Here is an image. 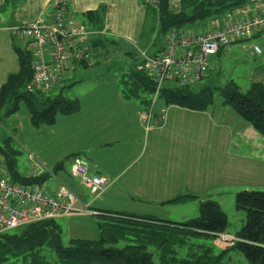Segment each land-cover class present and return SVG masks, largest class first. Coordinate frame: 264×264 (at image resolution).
<instances>
[{
    "label": "trees",
    "instance_id": "obj_1",
    "mask_svg": "<svg viewBox=\"0 0 264 264\" xmlns=\"http://www.w3.org/2000/svg\"><path fill=\"white\" fill-rule=\"evenodd\" d=\"M249 1L182 0L178 7H174L170 0H157L155 4L148 2L147 5L157 15V39L158 36L167 38L171 30L185 28L191 22L223 16L226 11L237 6L242 7ZM68 13L76 19L72 11ZM83 17L80 23L93 32L88 41L92 62L77 65L89 67L100 64L101 61L96 60L98 55L94 52L106 48L107 45L119 47L122 53L117 60L122 59L123 64L126 63L117 74L121 91L124 97L137 100L150 110L148 113L151 114L159 98L167 105L172 104L192 111H206L209 107L216 106V96L221 95L224 105L230 106L249 126L264 136L263 82H251L246 91H242L235 82H228L223 86L205 84L199 88L195 83L180 87L177 82H170L157 94L155 79L148 70L142 68L145 57L142 56L140 60L138 53L132 50L129 43H121L102 32V9L87 11ZM165 41L156 53L145 55L156 56L163 52ZM15 50L20 67L17 72L9 75L0 88V115L16 113L24 103L29 109L32 124L41 127L54 125L58 115L79 111L81 105L78 98L66 97L61 92L49 94L54 88L48 91L30 89L34 77L31 55L20 47H15ZM8 142L9 140L5 139V144H0V155L7 162L13 180L23 184L43 185L50 176L49 172L39 176L20 175L16 165V151ZM63 166L64 164L59 162L53 170L59 171ZM187 196L197 197L190 193L181 194L171 201H179ZM235 203L237 209L247 214V218L242 229L235 234L234 244L230 248L240 250L249 260V264H264V190H241L235 197ZM200 204L199 218L188 220L186 223L90 207L98 212L95 215L100 219V235L96 239L73 237L66 241L62 227L56 220L59 217L27 224L0 234V264H156V261L158 264H224L222 257L229 251V247L222 253L215 254L206 244H195L191 241L192 237L226 234L228 219L220 204L212 199L202 200ZM120 240L126 241V244L118 248L115 244ZM155 256L158 257L156 261Z\"/></svg>",
    "mask_w": 264,
    "mask_h": 264
},
{
    "label": "crops",
    "instance_id": "obj_2",
    "mask_svg": "<svg viewBox=\"0 0 264 264\" xmlns=\"http://www.w3.org/2000/svg\"><path fill=\"white\" fill-rule=\"evenodd\" d=\"M55 1L57 0H0V52H4V48L6 50L10 49L9 45L12 44L13 40L12 33L15 34L14 29L18 26L41 17L50 19L53 15ZM67 2L70 11L76 16H81V14L85 16L87 11H96L101 8L104 13L102 32L107 36H113L121 43L127 42L130 45L138 46L145 37L146 21L152 11L148 8V0H67ZM154 18V30H156L158 25L157 15ZM249 41L250 52L253 45H257L261 49V53H250L255 59L250 70V82L264 83V31L249 39ZM3 44L5 46L1 47ZM150 46L146 50L138 46V51L142 53L141 56L145 53H156L159 49V46H157L154 51L150 52ZM225 51H221L218 55H222ZM10 52V59L7 63L9 68L14 65L16 59L18 61V55L16 54L17 58L15 59L11 49ZM216 58L217 55L214 58L215 67L211 73L217 67ZM140 60H142L141 57ZM19 67L20 63L17 70H19ZM68 74L67 77L63 78L64 81L61 80L65 83L64 85L61 84L63 85L61 89L68 83ZM69 76H72V74ZM5 77L4 80H0L1 86L7 80ZM105 80H101L90 86L89 89H85L83 94L77 97L80 99L81 105L78 112L57 116L56 123L47 128L48 133L43 138L42 145L38 142L35 144L29 143L28 149L32 150L31 153L36 154L35 152L40 148L44 152H47V150H51V152L53 150L55 152L61 151L60 155L52 157L54 166L66 159L67 156H83L89 162L88 171L90 174L108 176L111 185L98 198H88L84 190L81 191L78 184L72 183L70 176L64 177V182L69 186H74L77 193L81 192L79 194L84 201L94 209H109L140 216H155V213H151V211L161 213L160 210H162L165 212L164 204L174 202L171 200L183 194L182 191L200 190L196 187L201 188L205 185V182L199 180L202 178L205 169L200 166L197 173L192 170L190 143L184 141L183 144H178V139H174L170 143H164V140H160L157 136L158 131L165 126L169 112L172 109L181 112L187 109L172 105L166 109V114H162L165 110V103L160 100L159 104L157 103L152 108V113L157 117L162 116L163 121L156 124V127H152L151 121L154 115L148 113L150 110L147 111L137 100L124 97L117 75H114L109 81ZM58 84L59 82L55 87L60 86ZM156 108L157 110H155ZM218 111L219 113L216 115L215 113ZM218 111H216V108H213L210 112L207 111L210 113V122L216 128L215 133H218V126L230 130L231 125H233V128L236 127L237 130L233 131V134H237V143L240 144L241 142L251 150L247 157L243 156L241 152L239 156L237 154L231 156L237 158L238 163L243 159H247V162L243 160L239 166L236 163L234 166L236 170L230 174L229 178L244 177L252 186L259 183L257 181H264L263 138L254 128L242 120L235 111L229 109L225 112L223 109L221 110V107L218 108ZM229 111L228 118L222 116L223 113ZM218 116L219 120L229 119V121H226L229 124L230 121L233 122L235 126L234 124H220L217 126ZM233 134L225 131L223 134L219 132V135L213 137L216 136L215 141L218 144L224 136ZM222 145L225 154L230 151V148L226 147V140H222ZM43 163L47 164L46 161ZM64 166L61 168L62 171L65 170ZM50 169L53 168L50 167ZM59 171L54 172V174L57 175ZM189 173H193V177L198 179L196 183L189 182L191 179V176L188 177ZM261 176L263 179L257 178ZM203 179H207L206 176ZM48 187L52 189L50 186ZM187 194L189 192L183 195ZM190 198L187 197L175 202H185ZM153 206L155 208L152 209ZM98 211L100 212V210ZM167 213L168 211L165 215H169ZM231 235V233L223 234V236L232 237L233 235Z\"/></svg>",
    "mask_w": 264,
    "mask_h": 264
},
{
    "label": "rangeland",
    "instance_id": "obj_3",
    "mask_svg": "<svg viewBox=\"0 0 264 264\" xmlns=\"http://www.w3.org/2000/svg\"><path fill=\"white\" fill-rule=\"evenodd\" d=\"M154 16L155 13L151 11V14L146 21L147 23L145 26L144 33L145 37L138 44L140 48L145 50L151 45L150 52L152 50L154 51L157 46L164 45V41L166 39L159 36L156 39L157 33L156 30H154ZM76 19L79 22H82V19H84V17L81 14V16H76ZM223 21V16H213L203 19L202 21L191 22V24L186 25L184 29L189 32H199L202 30H206L208 27L217 26L218 24L223 23ZM12 39V44L9 45V48L12 50L13 56L16 59L18 54L17 51L14 50L15 47H20L21 49L26 50V41L25 39L13 33ZM249 43L250 41L244 43L238 42L237 44L231 45L225 52H223L222 55L217 54V58L215 60L217 67L215 71L210 74L209 77L205 78L200 82L195 83V86L197 88L205 86V84L223 86L228 84V82H235L241 88L242 91H246L249 88V85L251 84L250 70L252 64L254 63L253 61L255 60L250 54L251 52ZM4 46L5 44H3L1 47ZM130 46L132 50L134 49L133 51L139 53V56L143 58L141 56V51H138L137 45ZM10 49L6 50L4 48V52H0V59H3L0 60V80H4V76H6L5 78L7 79L11 74L10 71H18L17 69L20 63L19 59L18 61L16 59L14 61V65H12L10 68L7 65L10 59ZM95 53L96 55H98L97 57H95L96 60L98 59L101 61L100 64L89 67L81 66L80 68L78 66L76 68L77 70L72 69V72L69 71V74L68 72L66 73V77L68 74L67 85L61 89V86H63L65 83L60 81L58 84L60 86H56L52 91L49 92V94H56L61 92L66 97L76 99L79 95L83 94V91L85 89H89L90 86H93L95 83L105 79V81H109L110 79H112L114 75H117L119 73L120 68L126 64H123L124 60L122 61V59L117 60L119 59L118 56H120L122 51L119 49V47H116L114 45H107L106 48H100L99 51L94 52V54ZM114 60L115 63L111 66L110 64H112V61ZM70 74H72V76H69ZM160 100L162 101V99L159 98L158 102ZM216 100V106H213L211 108L209 107L208 109H206V111H192L187 109L186 111L181 112L172 109L169 112V117L165 126L160 131H158L157 136L160 138V140L163 139L164 143H170L174 139H178V144H183L184 141H186V143H190L192 170L197 173V169H199L200 166L205 169L202 178L199 179L201 182H205V185L203 184L204 186L201 188L196 187L200 190L193 189L191 192L188 191L189 193L193 194L194 196L196 195L197 197H191L190 200L187 199V201L185 202H168L169 204L165 203V210L163 209L165 212L160 210L161 213L153 211H151V213H155V216L163 220L167 218L169 219V221L174 223H186L188 222V220L199 218V210L201 205L200 203L202 202V200H215L217 203L220 204L221 208L227 215L228 224L225 233H231L233 235H231L233 238L227 239L224 238L223 234H216L211 236L202 235L200 237H192L191 241H193V243L195 244H206L208 247L211 248V250H213L215 254H220L225 250V248L229 247V251L226 252L222 257V261L224 264H249V260L245 258V256L240 250L230 248V246L234 244V235L242 229L247 218V214L243 210L237 209L235 197L238 192L244 189L258 188L264 190V181H257L259 183H255V185L252 186L250 182H247V180L244 179V177L236 176L234 178H229L230 174H232L233 171L236 170V168L234 167L236 163L239 166L241 165L243 160H247L243 159L240 160V163H238V159L233 158L231 156L233 154H237L239 156L241 152L243 153V156L247 157L251 153V150L248 149L245 145L241 144V142L240 144L237 143V134H233V131H237L236 127L233 128V125H231L230 130H225L222 129L223 126H218L220 124H229L227 122L229 121V119H226L227 121L223 119L219 120V116L216 122L218 126L217 134L219 135V132H222L223 134L225 131H228L229 133L231 132V134L233 135H226L222 138V140H226V147L230 148V151L226 152L227 155L225 154V151H223L222 140H219L217 144V141H215L216 136L213 137L214 135H217L215 133L216 128L209 120V112L213 108H216V111H218V108L220 107L221 110L223 109L225 112L226 110L233 109L230 106H226L222 103L223 99L221 95H217ZM171 106L172 104H165V110L162 114H166V109L170 108ZM20 107V110L16 113H11L10 115H0V144L4 145L5 139L9 140L8 143L10 144V147L16 151V165L18 173L20 175L35 176L37 169H41L42 171L45 170V172L48 173L50 167L53 169L55 168L52 161V157L57 156L58 154L60 155L61 151L55 152L53 150L51 152V150H47V152H44L40 147H38L40 149L35 152L36 154L31 153L32 150L30 151L28 149V144H35L36 142H38L42 145V140L44 137H46L48 133L47 128L49 126L45 125L41 127H36L32 124L29 109L26 104L22 103ZM155 110H157V108ZM205 113L207 114V116ZM218 113L219 111L215 114L218 115ZM229 113L230 111L228 113H223L222 116L228 118ZM151 114L152 116L154 115L152 111ZM240 118L243 120L242 117ZM162 121V116L157 117L156 115H154L151 121V126L156 127L155 125L160 124V122ZM230 124L234 123L230 121ZM260 137H262L264 141V136L260 134ZM75 157L71 155L70 157L67 156L66 159L63 158L64 160L61 162L65 164V170L62 171L61 169V172L59 171L57 175L63 181H65L64 177L70 176L73 181L72 183L76 185L78 184V186H80V178L71 174V168ZM221 158L222 160L220 161ZM44 161H46L47 164H44ZM53 169V172H57ZM88 174H90L89 171ZM189 176H191L189 182H197L198 179H195V177H193V173H189L188 177ZM205 176L207 179H203ZM257 178L263 179L262 176ZM58 185V182L54 180L52 175H50L43 186L46 188H49L48 186H50L53 191H56L59 187ZM80 188L81 191L84 190L88 198H92L89 197L90 195H88L87 191L82 186H80ZM188 192L182 191L183 194ZM153 208H155V206H153L152 209ZM167 211V214L169 215H165ZM56 220L60 223L62 227V230L64 232V239L66 241L73 237H87L90 239H96L100 235V231L98 228V221L100 219H98L96 215L93 216L84 214L72 215L71 217L61 216V218H56ZM125 244L126 241L120 240V242L115 244V246L120 248ZM157 258L158 257L155 256L154 261H156ZM156 264H158L157 261Z\"/></svg>",
    "mask_w": 264,
    "mask_h": 264
},
{
    "label": "built area",
    "instance_id": "obj_4",
    "mask_svg": "<svg viewBox=\"0 0 264 264\" xmlns=\"http://www.w3.org/2000/svg\"><path fill=\"white\" fill-rule=\"evenodd\" d=\"M181 1L170 0V3L178 7ZM148 2L155 4L157 0ZM68 11L67 0H57L50 19L41 17L14 29L17 36L25 39L26 50L31 55L34 77L30 89L52 90L75 65L92 62L88 41L93 32ZM224 19L223 23L199 32L173 29L163 52L156 56L143 54L146 61L142 68L155 79L157 94L170 82L182 87L204 80L214 69V58L219 52L264 31V0H250L242 7L228 10ZM251 52L261 53V49L253 45ZM88 165L85 157H75L71 174L80 178V186L90 197L98 198L111 181L106 175L88 174ZM50 170L59 184L56 191L13 180L7 162L0 155V234L49 218L98 213ZM43 173L45 170L37 169L35 176Z\"/></svg>",
    "mask_w": 264,
    "mask_h": 264
}]
</instances>
